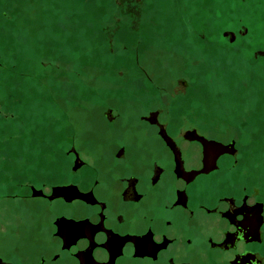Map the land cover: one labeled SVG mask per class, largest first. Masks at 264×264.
Here are the masks:
<instances>
[{"label": "flooded vegetation", "instance_id": "af4514ba", "mask_svg": "<svg viewBox=\"0 0 264 264\" xmlns=\"http://www.w3.org/2000/svg\"><path fill=\"white\" fill-rule=\"evenodd\" d=\"M109 101L82 117L100 130L84 123L56 143L53 128L27 142L3 121V264H263L262 193L236 143L165 105ZM200 137L228 148L204 154Z\"/></svg>", "mask_w": 264, "mask_h": 264}, {"label": "rangeland", "instance_id": "374dc122", "mask_svg": "<svg viewBox=\"0 0 264 264\" xmlns=\"http://www.w3.org/2000/svg\"><path fill=\"white\" fill-rule=\"evenodd\" d=\"M104 99L234 141L264 202V0H0V141L98 131Z\"/></svg>", "mask_w": 264, "mask_h": 264}, {"label": "water", "instance_id": "95a60500", "mask_svg": "<svg viewBox=\"0 0 264 264\" xmlns=\"http://www.w3.org/2000/svg\"><path fill=\"white\" fill-rule=\"evenodd\" d=\"M199 141L201 142V144L203 146L204 154L207 153L210 148L215 149L217 154L225 153L227 148H228V147H225L222 144L217 143V142L206 141L202 137L199 138Z\"/></svg>", "mask_w": 264, "mask_h": 264}, {"label": "snow or ice", "instance_id": "6c2138e0", "mask_svg": "<svg viewBox=\"0 0 264 264\" xmlns=\"http://www.w3.org/2000/svg\"><path fill=\"white\" fill-rule=\"evenodd\" d=\"M0 264H3V261L2 260H0Z\"/></svg>", "mask_w": 264, "mask_h": 264}, {"label": "bare ground", "instance_id": "6f19581e", "mask_svg": "<svg viewBox=\"0 0 264 264\" xmlns=\"http://www.w3.org/2000/svg\"><path fill=\"white\" fill-rule=\"evenodd\" d=\"M209 150L211 151L212 149L210 148Z\"/></svg>", "mask_w": 264, "mask_h": 264}]
</instances>
